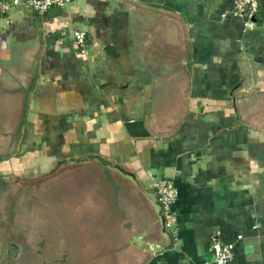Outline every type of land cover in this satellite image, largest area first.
I'll return each instance as SVG.
<instances>
[{
	"label": "crops",
	"instance_id": "1",
	"mask_svg": "<svg viewBox=\"0 0 264 264\" xmlns=\"http://www.w3.org/2000/svg\"><path fill=\"white\" fill-rule=\"evenodd\" d=\"M258 1L251 21L232 13L233 0H73L0 14V191L73 164L71 193L98 163L131 199L132 264H215L216 240L235 243L228 264H264ZM157 175L178 190L172 227ZM118 193L103 192L106 210L85 211L86 222L114 224Z\"/></svg>",
	"mask_w": 264,
	"mask_h": 264
},
{
	"label": "rangeland",
	"instance_id": "2",
	"mask_svg": "<svg viewBox=\"0 0 264 264\" xmlns=\"http://www.w3.org/2000/svg\"><path fill=\"white\" fill-rule=\"evenodd\" d=\"M95 166H87L82 175L94 180L102 175L103 184L97 188L79 175L68 193L67 184L76 180L68 174L74 167L70 164L39 183L28 178L1 189L0 264H132L129 259L137 254L127 244L131 199L129 194L119 195L109 171ZM109 188L118 193L111 203L119 217L113 214L114 224L105 215L88 224L85 211H102L105 205L99 196Z\"/></svg>",
	"mask_w": 264,
	"mask_h": 264
},
{
	"label": "built area",
	"instance_id": "3",
	"mask_svg": "<svg viewBox=\"0 0 264 264\" xmlns=\"http://www.w3.org/2000/svg\"><path fill=\"white\" fill-rule=\"evenodd\" d=\"M72 1L73 0H0V14H9L12 10L18 8H32L33 10L44 13L51 7H62ZM231 11L233 14L244 16L251 21L259 11V1L233 0ZM73 36L75 42L84 48L87 43V32L82 29H76ZM151 185L167 215L166 227H172L175 218L172 214L171 208L178 197V190L170 179L159 175L153 177ZM238 237L242 238V235H239ZM212 250L215 255V264H228L235 259L234 242H222L216 240L212 245Z\"/></svg>",
	"mask_w": 264,
	"mask_h": 264
},
{
	"label": "water",
	"instance_id": "4",
	"mask_svg": "<svg viewBox=\"0 0 264 264\" xmlns=\"http://www.w3.org/2000/svg\"><path fill=\"white\" fill-rule=\"evenodd\" d=\"M149 244V247H150V249L153 251V252H155V251H158L160 248H162L163 246H154L152 243H148Z\"/></svg>",
	"mask_w": 264,
	"mask_h": 264
}]
</instances>
